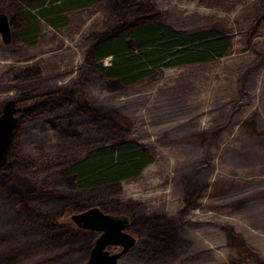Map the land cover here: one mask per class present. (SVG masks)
<instances>
[{
	"label": "rangeland",
	"instance_id": "1",
	"mask_svg": "<svg viewBox=\"0 0 264 264\" xmlns=\"http://www.w3.org/2000/svg\"><path fill=\"white\" fill-rule=\"evenodd\" d=\"M149 1L174 27L215 26L229 33L230 48L212 61L161 70L129 89L91 85L100 103L128 116L133 123L130 137L149 148L153 162L134 180L85 190H73L60 182L52 192L32 193L29 202L36 212L62 216L76 225L70 214L94 203L113 211L121 207L119 202L138 200L145 214L177 218L181 236L189 240L171 253L153 256L149 238L138 237L117 264H253L255 256L264 259V0ZM113 2L100 0L69 11V23L61 28L40 20L38 41L25 50L13 47L12 36L7 44L0 38V81L33 65L39 67L45 85L76 81L87 49L85 36L114 22ZM22 87L0 86V110ZM17 116L21 120L19 111ZM48 116L51 111L24 119L19 128L23 148L37 163L46 161L39 170L49 167L54 171L98 142L90 132L91 137L59 151L55 128L62 118L56 116L52 121ZM81 118L79 129L84 134L93 130L90 121ZM217 127L220 132L209 133L203 143L179 138ZM195 169V178L204 184L186 212L179 214L185 194L181 178ZM7 190L0 193L1 261L6 257L17 264H85L90 250L85 241H49L40 228L32 229L36 218L22 215L16 195ZM77 199L80 205L74 206Z\"/></svg>",
	"mask_w": 264,
	"mask_h": 264
},
{
	"label": "trees",
	"instance_id": "2",
	"mask_svg": "<svg viewBox=\"0 0 264 264\" xmlns=\"http://www.w3.org/2000/svg\"><path fill=\"white\" fill-rule=\"evenodd\" d=\"M99 1L0 0V12L10 16L11 44L25 50L37 43L40 20L52 28H61L69 23V11L93 6ZM112 7L116 14L114 22L85 36L87 49L76 81L45 85L42 83L45 77L36 65L21 69L8 81H0V86L5 87L23 84V89L13 97L21 107V120L18 116L7 162L0 166V193L8 189L10 194L16 195L14 200L19 203V212L36 218L32 229L40 228L46 239L56 243L83 240L91 248L99 232L73 225L62 216L36 212L29 202L32 193L40 196L52 192L60 182L73 190L118 185L122 179L137 176L154 160L144 143L130 137L133 123L128 116L115 106L100 103L90 86L107 90L129 89L166 68L219 58L231 45L230 34L215 26L174 27L165 13L149 0H114ZM44 111H51L48 117L52 121L56 116L62 118L55 128L59 151L70 148L72 142L87 138L90 132L95 134L98 142L89 144L78 156L54 171L49 167L39 170L38 167L45 165L46 161L37 163V158L23 148L19 128H22L20 124L24 119L36 118ZM81 117L90 121L93 130L84 134V130L79 129ZM220 129L202 130L179 138L203 143L209 133L216 135ZM196 170L181 178L185 194L179 214L186 212L187 205L195 201L197 190L204 184L195 178ZM80 201L77 199L74 206H79ZM94 204L106 212L127 215V229L137 238H149L153 256L171 253L189 241L181 236L177 218L164 213L145 214L140 210L143 205L138 200L119 202L121 207L113 211L100 202ZM13 259L5 257L0 264H17ZM253 261V264H264V259L257 256Z\"/></svg>",
	"mask_w": 264,
	"mask_h": 264
},
{
	"label": "water",
	"instance_id": "3",
	"mask_svg": "<svg viewBox=\"0 0 264 264\" xmlns=\"http://www.w3.org/2000/svg\"><path fill=\"white\" fill-rule=\"evenodd\" d=\"M11 22L6 12H0V38L7 44L11 39ZM13 98L7 99L0 110V166L7 162L8 150L13 131L18 122L20 110ZM71 220L81 228L94 229L99 233L92 244L85 264H117V260L136 242V234L127 229V215L112 214L104 211L99 205L70 214ZM116 246L111 251L108 247Z\"/></svg>",
	"mask_w": 264,
	"mask_h": 264
},
{
	"label": "crops",
	"instance_id": "4",
	"mask_svg": "<svg viewBox=\"0 0 264 264\" xmlns=\"http://www.w3.org/2000/svg\"><path fill=\"white\" fill-rule=\"evenodd\" d=\"M88 7H89V6H88ZM67 25H68V24H67ZM69 82H71V81H69ZM150 164H151V163H149L148 165H146L141 171H143L145 168H147L148 166H150ZM140 173H141V172H140ZM140 173H139L137 176L122 179V180L120 181V183H123V182L128 181V180H134V179H136V178L140 175Z\"/></svg>",
	"mask_w": 264,
	"mask_h": 264
},
{
	"label": "flooded vegetation",
	"instance_id": "5",
	"mask_svg": "<svg viewBox=\"0 0 264 264\" xmlns=\"http://www.w3.org/2000/svg\"><path fill=\"white\" fill-rule=\"evenodd\" d=\"M94 205H97V204H94ZM134 245H135V244H134ZM134 245H133V246H134ZM109 248H111V246H109ZM117 249H118V247H117ZM113 251H114V250H113Z\"/></svg>",
	"mask_w": 264,
	"mask_h": 264
}]
</instances>
